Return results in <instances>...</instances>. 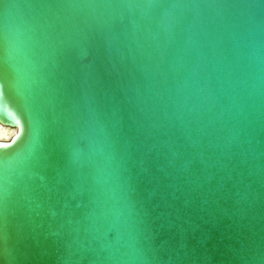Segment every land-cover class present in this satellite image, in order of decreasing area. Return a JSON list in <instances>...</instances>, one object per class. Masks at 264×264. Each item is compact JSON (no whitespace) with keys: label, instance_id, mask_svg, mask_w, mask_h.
I'll return each mask as SVG.
<instances>
[{"label":"water","instance_id":"water-1","mask_svg":"<svg viewBox=\"0 0 264 264\" xmlns=\"http://www.w3.org/2000/svg\"><path fill=\"white\" fill-rule=\"evenodd\" d=\"M0 264H255L264 0H0Z\"/></svg>","mask_w":264,"mask_h":264},{"label":"snow or ice","instance_id":"snow-or-ice-1","mask_svg":"<svg viewBox=\"0 0 264 264\" xmlns=\"http://www.w3.org/2000/svg\"><path fill=\"white\" fill-rule=\"evenodd\" d=\"M66 2V0H31V3L34 6L43 7V6H52ZM3 28L0 26V39H2ZM2 53L3 49L0 47V63H2ZM3 88V84L0 83V89ZM0 180H2V175H0ZM6 240V232L4 225V214H3V199L0 197V247L3 246ZM255 264H264V249L258 253V259L255 261Z\"/></svg>","mask_w":264,"mask_h":264},{"label":"flooded vegetation","instance_id":"flooded-vegetation-1","mask_svg":"<svg viewBox=\"0 0 264 264\" xmlns=\"http://www.w3.org/2000/svg\"><path fill=\"white\" fill-rule=\"evenodd\" d=\"M13 130L9 128H2L0 125V141L3 138H7L12 134Z\"/></svg>","mask_w":264,"mask_h":264}]
</instances>
